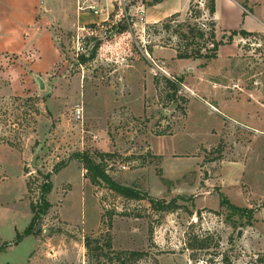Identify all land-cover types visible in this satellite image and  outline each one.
<instances>
[{
	"label": "rangeland",
	"instance_id": "rangeland-1",
	"mask_svg": "<svg viewBox=\"0 0 264 264\" xmlns=\"http://www.w3.org/2000/svg\"><path fill=\"white\" fill-rule=\"evenodd\" d=\"M138 1L115 3L112 17L90 28L92 35L86 36L80 31L85 47L77 56L71 47L72 33L62 36L60 60L43 75L44 88L29 77L31 84L24 88L25 93L13 95L9 88L12 65L21 57L37 61L40 54L33 59L27 58V52L32 49L20 55L0 53L12 56L8 65L3 61L0 64V145L20 153L26 188L20 181L15 159L7 157L11 174L9 181L0 187L12 186L16 198L8 206L0 198V208L10 209L0 211V264H89L84 237L106 234L111 237L113 249L147 251L157 264H205L213 254L200 252L192 258L193 251L185 245L187 232L217 234L219 256L213 255L215 259L224 253L230 264H258L256 258H264V164L256 159L264 151V145H253V151L246 155L249 171L239 184L228 185L222 193L219 176L227 169L235 171L236 166L231 162L237 152L243 158L248 135L230 127L220 133L223 138L209 137L206 133L209 128L215 130L212 134L219 131L220 115L195 99L187 107L178 101L166 103L165 95L171 90H165V77L154 70L150 60L164 61L167 71L179 80L176 97L188 99L187 85L201 72L223 83V95L232 96L233 100L224 108L217 107L238 122L264 131V31L253 32L245 38L235 36L233 45L223 49L222 59L210 60L205 66H201L203 60L178 63V67L182 64L185 67L176 76L168 69L170 63L158 53L152 54L156 48H172L165 43L161 25L154 28L153 23L143 24L141 15L149 1H143L142 5L136 4ZM193 1L204 9L205 0ZM224 1L217 0V38L223 32L228 34L225 29L228 25L239 29L263 26L264 0H228L233 6L240 5L242 16L253 8L252 15L243 20L230 15ZM160 9H152L150 13L159 15L163 12ZM178 14V21L188 19L187 9ZM198 21L207 22L205 18ZM56 36L59 34L54 32V47L41 52L43 65L56 58ZM96 41L100 45L94 58L80 63L78 56L87 55ZM162 53L168 55V51ZM186 64L195 68L194 72L188 73ZM78 105L83 108L82 123L73 119ZM186 108L187 121L193 130L189 128L190 133L184 136ZM164 119L170 120L171 126L164 134H156L155 126ZM198 141L204 147L193 149ZM152 147L166 157L165 165H170L169 171L176 174L173 179L165 177L161 159L152 155ZM80 152H87L96 161L99 153L117 154L108 170L114 181L154 199L177 198V203L186 210L161 213L152 209L146 198L125 200L104 186L94 187L84 177L85 170L76 157ZM139 155H146L142 165L119 168L127 162L120 157ZM194 157H200L196 164ZM61 164L57 173L52 172L53 166ZM48 172H52L49 177L52 187L44 197L51 208L45 214L38 213L33 226L37 234L31 235L32 239L24 237L12 244L16 233L28 224L29 202H38L41 176ZM2 175L0 172V178ZM188 183L196 189L195 193H188ZM221 194L228 199V204L219 205ZM230 206L243 213H233ZM107 210L115 214L101 224V214ZM4 242L11 244L1 248ZM143 264H151L150 258Z\"/></svg>",
	"mask_w": 264,
	"mask_h": 264
},
{
	"label": "crops",
	"instance_id": "crops-1",
	"mask_svg": "<svg viewBox=\"0 0 264 264\" xmlns=\"http://www.w3.org/2000/svg\"><path fill=\"white\" fill-rule=\"evenodd\" d=\"M123 1L124 0H0V53H14L20 55L23 54L25 51L32 49L35 50L36 54H40V58L37 61L35 60L33 62L27 61V59L25 58L22 59V57L16 59V61L11 67V78H9V88L11 89V93L16 96H21L23 93H25L24 88L30 87L31 82L29 81V77H33L36 81L37 78L43 80V75L48 74L60 60V53L58 49H55L56 58L52 60L51 63H48V65L47 62L46 65H43L42 62V50L45 48L54 47L52 43V35L54 34V32H57L60 36H64L67 33H73L78 27L85 26L91 23L99 24L100 22L107 21L110 13L114 9V4H121ZM143 1L148 2L150 0H139L136 4L142 5ZM166 1L167 0H162L157 4L146 6L145 11L141 15L144 25L159 22L173 13H180L188 8L190 2V0H168L169 2ZM215 1L216 10L214 13V20L216 21L218 4L217 0ZM224 4L225 7L228 9L229 14H235L238 20H243L247 18L248 15H252L253 8H251L250 13L242 16L240 5L238 7L233 6L231 3L228 2V0H225ZM137 8L139 7H135V9ZM152 9H160V11L163 12L159 15H152L150 13ZM94 11H96V13H94ZM262 25L263 26H260L257 29L247 28L244 30L249 32H263L264 23H262ZM225 29L230 30L239 28H234L232 27V25H228L225 26ZM232 45L233 44L220 46L217 52V57L214 60L222 59L223 49ZM166 51H168V55L162 53ZM155 53H158V55L165 59L167 63H170L168 69L172 73L174 72L173 74H175L176 76L182 73V71L180 70H184L185 67V65L183 64L182 66L179 65L178 67V63L180 64V62L188 63L190 61H194L191 59H175L174 50L168 48H156L154 52H152V54L154 55ZM186 65L187 67L185 69L188 73L194 72L195 68L192 69L191 66H189L188 64ZM174 68L178 71L175 72ZM21 78L22 80H20ZM21 81L23 82V84L21 83ZM221 87H223V83H219L214 78L206 76L204 72L197 74L192 79L190 85H187V88L190 90L191 93H188L189 97L187 99L188 101L186 107L188 106L190 101H193L195 99L205 105H209L211 107L216 108V113L220 115L222 120L220 121L219 131L216 132L217 134H212L213 132H215L214 129L209 128L207 130L206 133L209 137L213 136L216 139V135H219L220 138H223L224 136H220V133L223 130L228 131L230 127L237 128L242 133H246V135H248L246 145L245 147H243L244 151H242L244 153L241 156L244 159L238 157L237 152V156H234V160L231 162L232 166H236L235 171L233 172L231 169H227L226 171H222L221 177L219 176L220 191L224 193V189L228 185H233L234 183L239 184L241 180H243L245 172L249 171L250 164L248 163L246 165L247 161H249L247 160V157L253 151H251L253 145H264V131L252 125L238 122L237 120L228 116L226 113H223L218 108H224V106L226 107V103L233 100L232 96L231 98H228L223 95ZM249 103H252L254 106L259 107L252 101H250ZM262 105L264 106V104ZM187 112L188 111L186 108L183 125L184 136L185 134L190 133L188 131L190 128V124L189 121H187L189 120ZM224 123H226V125ZM190 129L193 130L192 128ZM198 146L204 147V144H200L198 141L193 149H196ZM152 151H154L152 155H157L160 157L162 165L161 167L165 174V177L168 180L173 179L176 174L174 172L169 171L168 168L170 165H165L166 157L156 152L153 147ZM247 154L248 156H246ZM9 156L13 157L17 165L19 166L18 171L20 181L23 183L24 189L26 190L24 184V176L21 173L20 167V153L17 150L6 145H0V172L3 173L0 178V185L2 183H7L10 178L9 175L11 174V171L9 169V162L7 158ZM194 158V163H198L200 157ZM256 159L263 166L264 151L261 152V154H258ZM221 165H223V161ZM222 168L223 166H220L221 170ZM186 187L188 193L192 194L196 192V189L191 186V183H188ZM1 197L4 198L7 202L6 206L12 204L13 200L16 198L12 186L9 185L6 188L4 187V189L0 187V198ZM0 211L8 212L10 211V209L0 208ZM27 225L23 228V230L27 227ZM14 229H16L15 226ZM22 231L20 233H22ZM25 237H30L32 239L31 235ZM14 240L12 241L14 242ZM32 241L31 243H33ZM11 242L4 243L6 244V246H9L8 244H11Z\"/></svg>",
	"mask_w": 264,
	"mask_h": 264
},
{
	"label": "trees",
	"instance_id": "trees-1",
	"mask_svg": "<svg viewBox=\"0 0 264 264\" xmlns=\"http://www.w3.org/2000/svg\"><path fill=\"white\" fill-rule=\"evenodd\" d=\"M162 0H150L148 5H153L161 2ZM193 0H190L187 13L188 19L185 21H178V13H173L168 17L164 18L162 21L153 23L151 27H157L161 25V30L164 31L166 35V44H170L171 48L175 52V59H191V60H203L204 62L201 66L217 57V52L220 46L232 44L233 38L235 36H241L242 38L253 35V32L246 31L244 29H230L228 34L223 32L220 38L216 37L215 30V20L214 13L216 10L215 0H205L204 9H200L198 3L194 4ZM243 6V5H242ZM113 13H110L109 18H111ZM206 15V16H205ZM201 18H205L207 22L198 21ZM88 28H95L96 24H88ZM119 26H117V31H119ZM149 26H146L148 28ZM125 29V26L121 28V31ZM145 34H147V29H145ZM100 45L99 41L90 48L87 55L81 54L78 56L80 63H85L94 58L96 51ZM148 53L152 49L148 48ZM165 90H171V93H166L167 98L166 103L170 101H178L187 104V99L183 97H176L177 85H179V80L175 82L163 79ZM155 84L156 81L154 80ZM176 97V98H175ZM179 106V105H178ZM165 131L156 132V134H164ZM118 157L114 153H99L98 161L94 160L89 156L87 152H80L76 154L77 159L82 163V168L85 170L84 177L94 186H104L108 191L113 194L124 198L125 200H143L146 198L148 204L159 212H174L177 210H186V207L177 203V198H173L169 201L164 199H154L150 196L136 190L133 187L122 185L114 181L108 174V170L112 165V162L116 160L114 157ZM146 155L128 156L127 158L120 157L121 160H127L124 164L129 167L132 165H142ZM120 160V161H121ZM61 165L53 166L52 172L57 173L62 167ZM52 172H48L41 176L42 182L40 183L38 202H29V210L31 213L30 221L27 227L22 231V233H16V239L13 244H17L23 237L28 235L37 234V230H33L34 223L37 221L38 213L45 214L51 208V203L44 197L45 194L51 191V181L49 177ZM224 203L228 204V199L221 194L219 198V205L222 206ZM233 213L241 214L242 210H237L233 206H230ZM208 211H212L208 209ZM192 214L191 212H189ZM200 211L198 210L196 214L198 215ZM115 213L113 210H107L105 213L101 214V224L104 219L108 217L110 219ZM193 225H190V228ZM151 228L148 229L149 238L151 237ZM102 234V233H101ZM187 242L186 249H190L192 252V258H195L200 252L206 254H213L214 256H219L217 248L219 246V237L217 234H212L209 232L195 233L187 232L186 234ZM6 244L3 243L1 248H4ZM83 245L85 248V255L89 264H143L150 258L151 264H157L155 258L149 257V253L144 250H115L111 244V237L109 234L100 236H85ZM212 249V252H209ZM198 253V254H197ZM213 255L205 260V264H230L228 256L224 253L220 254L218 259H215ZM255 262L258 264H264V258L258 257ZM29 264V263H26Z\"/></svg>",
	"mask_w": 264,
	"mask_h": 264
},
{
	"label": "built area",
	"instance_id": "built-area-1",
	"mask_svg": "<svg viewBox=\"0 0 264 264\" xmlns=\"http://www.w3.org/2000/svg\"><path fill=\"white\" fill-rule=\"evenodd\" d=\"M94 13H96V11H94ZM80 31L81 32H85L86 36H89V35H92L93 32L92 30H90V28H86V26H81V27H78L71 35V42H72V49L75 50V54L76 56L78 55V52L79 51H83L84 47L82 45V40L84 38V35L83 34H80ZM56 44L58 46V50L62 49V44H64V40L62 38V36H56ZM34 56H37L35 50H29L27 52V58H32L33 59L35 58ZM11 55H6V54H0V64L2 65V61H3V64L5 65H8L12 58ZM151 60V64L154 68V70H156L157 72H159L161 75H163L165 77V79L169 80V81H172V82H175V79H174V76H171V74L167 71L166 67H165V64H164V61H159V60H154L152 58H150ZM13 62V61H12ZM180 84V83H179ZM187 92L191 93L190 90L187 88ZM210 109L212 111H217L216 108L214 107H211L209 106ZM73 119L79 123H82L83 122V108L81 106H76L75 109H74V112H73ZM171 126V122L170 120L168 119H164L162 120L161 122H159L156 126H155V132H161V131H166L168 130V128ZM92 140L95 139V136H92L91 137ZM119 168H121L122 170H125L128 168V166L126 165H120Z\"/></svg>",
	"mask_w": 264,
	"mask_h": 264
},
{
	"label": "water",
	"instance_id": "water-1",
	"mask_svg": "<svg viewBox=\"0 0 264 264\" xmlns=\"http://www.w3.org/2000/svg\"><path fill=\"white\" fill-rule=\"evenodd\" d=\"M37 82L40 88H44L43 81L40 78H37Z\"/></svg>",
	"mask_w": 264,
	"mask_h": 264
}]
</instances>
